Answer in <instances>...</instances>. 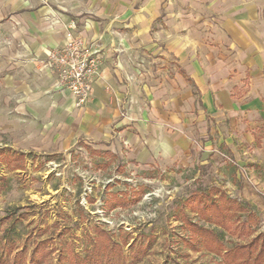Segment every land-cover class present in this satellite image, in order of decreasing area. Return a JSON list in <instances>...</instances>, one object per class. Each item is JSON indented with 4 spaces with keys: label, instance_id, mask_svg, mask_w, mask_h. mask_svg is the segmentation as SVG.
I'll use <instances>...</instances> for the list:
<instances>
[{
    "label": "rangeland",
    "instance_id": "rangeland-1",
    "mask_svg": "<svg viewBox=\"0 0 264 264\" xmlns=\"http://www.w3.org/2000/svg\"><path fill=\"white\" fill-rule=\"evenodd\" d=\"M231 15L240 16L245 27L264 32V0H0V251L9 262L14 258V252L5 250L10 239L16 250H27L26 257L37 242L49 240L52 253L44 264H59L71 247L84 255L92 246L93 226H101L119 242L130 233L124 247L128 264H222L199 242L194 241L199 251L184 242L187 232L180 219L182 209L195 216L184 205L190 194L212 186L248 202L260 218L255 230H264V187L256 177L261 172L241 170L234 179L237 171L225 164L233 165L229 155L203 156L202 143L208 137L197 126L192 133L199 149L193 163L139 165L120 140L88 134L86 117L78 114L72 99L55 95L52 80L33 71L69 30L98 40L113 30L133 40L149 35V49L138 47L137 56L122 53L128 62H174L168 42L184 35L192 41L188 48L205 44L215 56L216 25ZM208 33L210 41L205 40ZM203 53L199 58H208L210 53ZM135 82L120 108L123 117L141 111V104L150 106ZM91 149L115 157L92 154ZM21 154L23 167L15 170L14 156ZM202 159L207 163L202 165ZM137 185L148 188L141 202L104 210L106 192ZM224 239L228 244L248 238L225 232ZM134 242L135 247H147L141 261L132 262Z\"/></svg>",
    "mask_w": 264,
    "mask_h": 264
},
{
    "label": "crops",
    "instance_id": "crops-1",
    "mask_svg": "<svg viewBox=\"0 0 264 264\" xmlns=\"http://www.w3.org/2000/svg\"><path fill=\"white\" fill-rule=\"evenodd\" d=\"M239 18H219L213 36L218 51L215 56L205 44L188 48L192 41L185 35L178 42L168 40V50L177 58L174 62L124 59V51L137 56L138 47L149 49L152 40L146 34L134 40L114 30L99 40L80 35L87 43L95 42L102 54L92 100L76 109L86 117L88 134L96 139L120 140L139 165H174L180 160L186 166L193 163L192 156L199 149L192 133L197 126L201 136L208 137L202 143L201 150L206 152L203 156L213 152L229 155L233 165L225 164L237 171L234 179L241 170L251 172V168H256L261 172L256 173L257 183L264 187V32L245 27ZM210 37L212 34L208 33L205 40L210 41ZM65 42L66 33L62 43L47 50L39 62L41 66L33 71L52 80L55 95H65L74 102L55 86L54 74L42 63L48 52L61 48ZM132 48L136 49L131 51ZM201 51L204 56L210 53L208 58H199ZM132 80L142 96L146 93L150 106L144 109L141 104V111L123 117L120 108L129 95ZM208 117L215 122H208ZM202 160V165L207 163Z\"/></svg>",
    "mask_w": 264,
    "mask_h": 264
},
{
    "label": "trees",
    "instance_id": "trees-1",
    "mask_svg": "<svg viewBox=\"0 0 264 264\" xmlns=\"http://www.w3.org/2000/svg\"><path fill=\"white\" fill-rule=\"evenodd\" d=\"M91 153L115 157L112 152L91 149ZM14 157L18 158V163L13 168L21 169L23 165L19 160L23 161L25 156L21 154ZM106 188L108 189L109 185ZM147 191L146 186L137 185L126 191L106 192L102 198L103 208L110 212L137 204L142 201ZM89 201L93 203L94 199L90 197ZM184 205L195 214L194 217L190 216L182 209L180 218L187 232L184 242L194 251H199L194 245V241H197L209 254L221 258L222 264H264V230H255L260 224V218L248 202L232 198L218 186H212L209 189L194 190ZM92 231L94 236L91 248L81 255L71 247L61 254L59 264H128L124 247L128 246L132 239L130 233L125 232L122 242H119L101 226H93ZM225 232L242 235L248 239L241 242L232 240L227 244L224 239ZM0 238L4 239V236ZM48 244L49 240L37 242L29 257H26L27 250H16V242L10 239L5 250L8 255L14 252V258L9 262L0 251V264H44L52 253ZM135 245L136 242L131 245L132 262L141 261L147 252L144 245Z\"/></svg>",
    "mask_w": 264,
    "mask_h": 264
},
{
    "label": "built area",
    "instance_id": "built-area-1",
    "mask_svg": "<svg viewBox=\"0 0 264 264\" xmlns=\"http://www.w3.org/2000/svg\"><path fill=\"white\" fill-rule=\"evenodd\" d=\"M55 76V86L69 94L77 108H84L92 100L93 86L100 76L102 54L95 42L87 43L69 30L65 44L48 52L42 61Z\"/></svg>",
    "mask_w": 264,
    "mask_h": 264
}]
</instances>
